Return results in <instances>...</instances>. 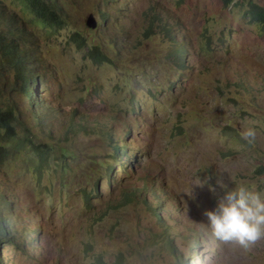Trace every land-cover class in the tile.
<instances>
[{
	"label": "rangeland",
	"instance_id": "obj_1",
	"mask_svg": "<svg viewBox=\"0 0 264 264\" xmlns=\"http://www.w3.org/2000/svg\"><path fill=\"white\" fill-rule=\"evenodd\" d=\"M56 1L65 23L49 29L0 0L11 28L25 30L16 44L0 40V53L21 47L49 112L42 127L0 66V109L17 118L13 132L0 127V193L15 213L0 215L14 237L0 264H97L100 255L111 264L118 253L126 264H264V241L217 247L201 227L222 195L217 180L264 193V30L246 14L264 0ZM94 46L111 62L90 60ZM246 127L257 131L253 146L239 138ZM107 129L124 157L101 138ZM154 173L156 198L141 196ZM166 225L177 231L173 251L156 242Z\"/></svg>",
	"mask_w": 264,
	"mask_h": 264
},
{
	"label": "trees",
	"instance_id": "obj_2",
	"mask_svg": "<svg viewBox=\"0 0 264 264\" xmlns=\"http://www.w3.org/2000/svg\"><path fill=\"white\" fill-rule=\"evenodd\" d=\"M21 4L22 9L31 16V21L35 24H38L44 28H61L64 25V14L62 10V6L60 3H58L56 0H14ZM246 14L250 21L258 24L263 30H264V9L260 7L259 5L249 2L248 3V9L246 11ZM25 35L24 29H16L15 31L11 28V21L9 19V16L7 15L5 8L0 7V40L4 42H9L16 44L15 35ZM73 37H79L78 34H74ZM80 39V38H79ZM81 45L84 47V41L81 40ZM80 48V46H79ZM11 50L15 53H0V60H1V67H9L12 69L15 75L16 83L20 85V90L22 93L27 95V97L32 100L30 103V116H38L40 119L39 123L44 127L46 124L45 119L46 116L49 114L48 111H46V106L42 104L41 101L36 100L37 97V91H36V83L38 81L37 75L34 74L36 71L35 65L28 61L27 59H24L19 53L18 48H11ZM178 51L180 52V48H178ZM87 55L90 60H92L95 64L101 65L103 63H110V58L105 55L104 52H102L99 47H92L87 51ZM34 107L36 109H34ZM55 112V111H52ZM34 120V119H33ZM17 121V118L14 114V110L12 107H8L6 110L0 109V127H4L10 132H13V125L12 122ZM35 121V120H34ZM36 122V121H35ZM37 125H39L36 122ZM48 124V123H47ZM39 125V126H40ZM98 126V124H96ZM85 129V128H83ZM91 133H97L100 134L98 129L92 128L90 130ZM106 134L100 135L102 139H105L109 144L114 146V153L115 158L119 159L124 157V152L121 150V147L119 144H112L111 142V131L107 129ZM35 152L37 154V147H35ZM1 154V153H0ZM38 157V155H37ZM38 171L41 172V166L43 162L45 161V157L40 153V156L38 157ZM120 167L122 164H118ZM155 174L148 175L147 179H143L144 186L142 188V191L140 193L146 192L150 189V186L148 185L149 179H152L156 177ZM147 208H151V206L147 202H143ZM163 209V208H160ZM12 211L10 209L9 204L5 201L4 195L0 193V215L1 217L8 218H14L15 213L12 212L11 215H8ZM2 221L3 219L0 218ZM3 228V229H2ZM22 232V231H21ZM171 235H173L172 228L164 229L163 232L157 234L156 236V242L161 243L165 248L170 249L173 251V246L171 244ZM21 237V235H20ZM6 239H14L13 235L9 234L7 229L0 223V247L5 242ZM18 240V237L16 235L15 237ZM20 240V244H21ZM96 263L97 264H107L104 263L101 255L99 257L96 256ZM179 264V262H174L173 264ZM111 264H126V260L122 253H118L115 256V260L111 262Z\"/></svg>",
	"mask_w": 264,
	"mask_h": 264
},
{
	"label": "clouds",
	"instance_id": "obj_3",
	"mask_svg": "<svg viewBox=\"0 0 264 264\" xmlns=\"http://www.w3.org/2000/svg\"><path fill=\"white\" fill-rule=\"evenodd\" d=\"M17 48L19 50L18 53H20L21 47ZM25 50L27 53H30L28 49ZM27 56L32 59L37 58L36 55H34L35 58L28 54ZM37 84L38 81L35 85L37 86ZM37 97L36 100L42 102L40 96L37 95ZM239 138L247 145L253 146L256 142L257 131L253 127L243 128L239 132ZM154 174L157 175V173ZM147 177L148 176H146L145 179H147ZM154 178L149 180H153ZM231 182L235 185L233 188H230L228 184L223 183L221 180H217V184L222 190V195L217 198V206L214 210L205 211L203 213V216L206 218V223L201 224V227L207 231L217 247H238L243 250H250L258 242L264 241V193L257 191L253 185L246 181L234 183L231 180ZM194 183L200 185L202 182L194 180ZM148 185H153V182L151 184L149 181ZM142 188L139 191L141 196H143L142 194L144 193H140ZM159 190L162 191L161 189ZM146 192L147 196L151 194L153 198H156V191L152 186H150V189ZM159 208L164 207L161 205ZM159 208L157 207V212L163 210ZM156 215H158V213H156ZM169 228H172L173 235H177V231L173 229L171 225H166V229ZM32 231L36 233L35 230L32 229ZM21 241V244H24V240L21 239ZM192 247L194 248V246ZM209 255L214 256L215 250L213 249ZM181 261L182 262H176H179V264H191L189 258L184 259L181 257ZM195 264H206V261L197 257Z\"/></svg>",
	"mask_w": 264,
	"mask_h": 264
},
{
	"label": "water",
	"instance_id": "obj_4",
	"mask_svg": "<svg viewBox=\"0 0 264 264\" xmlns=\"http://www.w3.org/2000/svg\"><path fill=\"white\" fill-rule=\"evenodd\" d=\"M86 25L88 28H91V29H93L95 27V22H94L92 16H90L88 18V20L86 21Z\"/></svg>",
	"mask_w": 264,
	"mask_h": 264
}]
</instances>
